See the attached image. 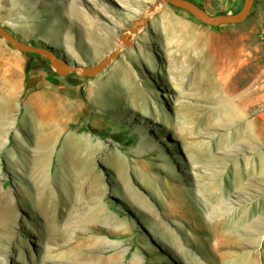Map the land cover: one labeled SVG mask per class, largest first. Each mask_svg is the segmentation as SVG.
Returning <instances> with one entry per match:
<instances>
[{"label": "rangeland", "instance_id": "rangeland-1", "mask_svg": "<svg viewBox=\"0 0 264 264\" xmlns=\"http://www.w3.org/2000/svg\"><path fill=\"white\" fill-rule=\"evenodd\" d=\"M90 1L0 0V26L87 67L157 0ZM146 19L91 77L0 38L4 264H264V0L239 24L166 2Z\"/></svg>", "mask_w": 264, "mask_h": 264}, {"label": "water", "instance_id": "water-1", "mask_svg": "<svg viewBox=\"0 0 264 264\" xmlns=\"http://www.w3.org/2000/svg\"><path fill=\"white\" fill-rule=\"evenodd\" d=\"M165 2L188 12L198 21L212 27L242 23L248 17L253 5V0H243L241 8L234 14L211 15L207 13L203 8L199 7L197 4L189 0H157L153 5L149 6L145 17L135 20L128 30L122 32L119 37V43L121 41L127 43L129 39L125 40L126 35L134 36L138 28L146 23V18L149 15L150 11H153L156 7ZM0 38L4 39L10 47L19 52L37 54L46 59L49 62L51 68L61 75L78 72L86 77L94 76L105 70L112 63V61L117 58L120 48V46L118 45L114 51L109 53L99 62L91 66L83 67L78 66L77 64H70L63 59H60L54 54L52 50L48 48L36 47L18 41L2 26H0Z\"/></svg>", "mask_w": 264, "mask_h": 264}, {"label": "bare ground", "instance_id": "bare-ground-1", "mask_svg": "<svg viewBox=\"0 0 264 264\" xmlns=\"http://www.w3.org/2000/svg\"><path fill=\"white\" fill-rule=\"evenodd\" d=\"M94 1V0H93ZM116 2H118V4H120L121 6H125L126 4V2L124 1V0H116ZM89 3H94V2H91L90 0H89ZM75 15H76V17H78V19L79 20H83V22H85L87 19H88V33H89V35L90 36H95L96 35V29H95V25H94V22H92L91 21V19L89 18V17H87L85 14H83L82 12H79V11H77V12H75ZM127 38H125V40H126ZM122 43H124V41H121L120 43H118V45L119 46H121V44ZM161 74L162 75H164V72H162V70H161ZM166 75V74H165ZM164 75V76H165ZM163 77V76H162ZM165 78V77H164ZM3 99L4 100H6L7 102H6V104L8 105L9 104V100H10V98H9V95H5L4 97H3ZM45 140V139H44ZM43 142V141H42ZM45 142V141H44ZM45 148H46V146H45ZM44 154H46V152L44 153ZM39 155H41V153L39 154ZM47 155V154H46ZM42 156V155H41ZM36 157H38V156H36ZM43 157H45V156H43ZM39 158V157H38ZM38 158H36V159H38ZM46 158V157H45ZM39 160V159H38ZM41 160V159H40ZM35 162H37V160L35 161ZM39 164V163H38ZM42 163H40V165H41ZM36 165V164H35ZM41 169V168H40ZM207 189H209L210 190V188H207ZM212 214V213H211ZM104 215V212L101 210V209H96V210H94V211H92V212H90L88 215H87V217L85 216V219L84 220H92V219H98V218H100V217H102ZM106 216V215H105ZM103 218V217H102ZM210 218V217H209ZM83 220V221H84ZM209 222V221H208ZM1 240V239H0ZM19 253H21V252H19ZM21 255V254H20ZM71 255H72V253H71ZM11 256V250H9V249H7V248H3V247H0V264H4V259L6 258V257H10ZM73 256L74 255H72V258H73ZM21 259H22V256H21ZM46 262H47V258H46V256H45V258H43V260H41V261H39V263L38 264H46ZM60 262L61 261H59V260H57V258L56 259H54L53 260V262L52 263H54V264H60ZM71 262V261H70ZM21 264H25V263H21ZM69 264V263H68ZM70 264H72V263H70Z\"/></svg>", "mask_w": 264, "mask_h": 264}, {"label": "built area", "instance_id": "built-area-1", "mask_svg": "<svg viewBox=\"0 0 264 264\" xmlns=\"http://www.w3.org/2000/svg\"><path fill=\"white\" fill-rule=\"evenodd\" d=\"M259 39L264 41V26L259 31Z\"/></svg>", "mask_w": 264, "mask_h": 264}, {"label": "crops", "instance_id": "crops-1", "mask_svg": "<svg viewBox=\"0 0 264 264\" xmlns=\"http://www.w3.org/2000/svg\"><path fill=\"white\" fill-rule=\"evenodd\" d=\"M25 78H26V75H25ZM14 85H15V87L18 86V82L14 83ZM1 91H2V90H0V92H1ZM2 94H3V95H2L3 97H4L5 95H6V96L9 95V98H10V99L12 98V94H11V93L6 94V93L4 92V93H2ZM3 97H2V98H3ZM38 106H42V104H38Z\"/></svg>", "mask_w": 264, "mask_h": 264}, {"label": "trees", "instance_id": "trees-1", "mask_svg": "<svg viewBox=\"0 0 264 264\" xmlns=\"http://www.w3.org/2000/svg\"><path fill=\"white\" fill-rule=\"evenodd\" d=\"M189 1H192V0H189ZM198 5V4H197ZM199 7H201L200 5H198ZM28 55H33V53H27ZM27 72H28V69L26 70V77H27Z\"/></svg>", "mask_w": 264, "mask_h": 264}]
</instances>
